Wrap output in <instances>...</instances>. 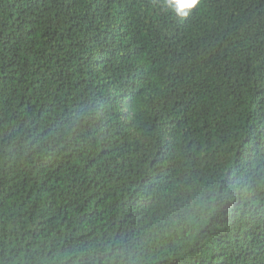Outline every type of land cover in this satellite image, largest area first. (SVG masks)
<instances>
[{
    "label": "trees",
    "instance_id": "1",
    "mask_svg": "<svg viewBox=\"0 0 264 264\" xmlns=\"http://www.w3.org/2000/svg\"><path fill=\"white\" fill-rule=\"evenodd\" d=\"M0 264H264V0H0Z\"/></svg>",
    "mask_w": 264,
    "mask_h": 264
},
{
    "label": "clouds",
    "instance_id": "2",
    "mask_svg": "<svg viewBox=\"0 0 264 264\" xmlns=\"http://www.w3.org/2000/svg\"><path fill=\"white\" fill-rule=\"evenodd\" d=\"M158 2L173 11L179 18H185L200 4V0H158Z\"/></svg>",
    "mask_w": 264,
    "mask_h": 264
}]
</instances>
